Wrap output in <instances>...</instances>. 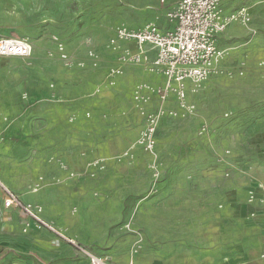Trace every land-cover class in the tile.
<instances>
[{
	"label": "rangeland",
	"instance_id": "rangeland-1",
	"mask_svg": "<svg viewBox=\"0 0 264 264\" xmlns=\"http://www.w3.org/2000/svg\"><path fill=\"white\" fill-rule=\"evenodd\" d=\"M174 1L0 0V39L31 47L28 57L0 59V183L107 264L106 246L125 238L131 254L178 247L186 213H240L264 201V0L224 4L227 13L245 8L250 22L222 33L219 72L187 92L194 110L182 120L160 99L149 51L148 64L120 62L136 50L115 37ZM113 68L121 74L110 78ZM49 234L21 227L0 236V253L6 262L87 260Z\"/></svg>",
	"mask_w": 264,
	"mask_h": 264
},
{
	"label": "built area",
	"instance_id": "built-area-1",
	"mask_svg": "<svg viewBox=\"0 0 264 264\" xmlns=\"http://www.w3.org/2000/svg\"><path fill=\"white\" fill-rule=\"evenodd\" d=\"M225 0H177L176 5L165 12L169 25L162 30L156 21L148 22L138 30L119 27L115 31L117 40L134 42L138 51L122 57L120 62L134 64L147 63V54L143 47L149 45L155 50L154 60L149 62L150 71L160 75L163 80L158 90L162 102L171 95L175 99L178 112L170 116L185 119L193 113L194 108L186 102L187 92H196L202 83L218 74L224 53L218 47V37L232 24L247 25L250 16L245 8L225 13ZM31 47L24 41L0 39V58L28 57ZM65 58V57H63ZM119 62V63H120ZM148 64V63H147ZM121 74L118 68L110 69V78ZM150 130L144 134L147 147H152L154 133L153 119H149ZM2 205L6 210L14 209L24 217V231L31 225L44 229L59 239L69 243L77 253L83 255L89 264H107L106 258L92 255L85 248L65 236L51 222L42 218L43 208L38 204L23 202L19 196L0 183ZM136 252V250H134ZM264 261V256H263Z\"/></svg>",
	"mask_w": 264,
	"mask_h": 264
},
{
	"label": "crops",
	"instance_id": "crops-1",
	"mask_svg": "<svg viewBox=\"0 0 264 264\" xmlns=\"http://www.w3.org/2000/svg\"><path fill=\"white\" fill-rule=\"evenodd\" d=\"M176 2L177 0L172 3L170 8H167L169 3L164 4L162 6L163 12L148 22L156 21L162 30L168 28L169 25L166 23L164 14L166 11L172 9L176 5ZM226 2L227 0L223 3L225 13H227L224 5ZM221 35H219L218 40ZM128 43L132 44L136 52L138 51L137 45L134 42H125L127 45ZM143 49L144 51H149L150 61L154 60L156 55L155 50L149 45H144ZM109 62L105 61L106 65L112 64ZM157 76L163 84V78L160 75ZM174 101V97H171L168 103L169 105L171 103L173 107H177ZM178 119L180 120L181 118ZM18 196L23 202L31 203L20 195ZM38 205L42 206L41 204ZM246 209L247 211L240 213L224 211L223 213L213 212L209 215L205 213L193 216L191 213L190 216L186 213L182 217H179V224L182 230L180 233L181 242L178 247H174L171 244H165L162 247L146 244L144 250L131 254L130 240L125 238L114 245H107L105 253L109 255L114 264H264V201L258 205H250ZM42 218L51 222L57 229H63L65 236L68 238H72L80 243L77 236L72 233L69 227L67 228L54 220H49L45 216L44 210ZM164 219L167 225H171V221H175L174 216L171 214ZM24 221V217L18 211L3 208L2 194L0 193V236L16 234L21 227L24 230ZM32 227L34 226L31 225L26 232ZM170 230L166 229L167 232ZM42 231L50 233L49 235L57 241L66 243L78 256L72 245L59 239L47 230L42 229ZM189 236L193 238H188ZM5 253V251L0 253V264H36L30 259L22 260L14 257L6 262L4 260ZM82 259L63 263L58 261L55 264H89L88 260Z\"/></svg>",
	"mask_w": 264,
	"mask_h": 264
}]
</instances>
